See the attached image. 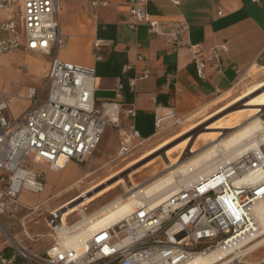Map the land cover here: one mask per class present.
I'll list each match as a JSON object with an SVG mask.
<instances>
[{"label":"built area","instance_id":"2783aa9c","mask_svg":"<svg viewBox=\"0 0 264 264\" xmlns=\"http://www.w3.org/2000/svg\"><path fill=\"white\" fill-rule=\"evenodd\" d=\"M123 1L130 28L136 30L145 22L160 32L159 21L147 14L146 0ZM106 3L90 0L93 7ZM0 10L10 13L0 23V57L16 49L51 55L40 87L28 86L16 96L0 90V215H13L28 209L19 199L22 190H43V172L34 164L43 161L59 171L70 161L82 162L96 149L107 126L119 127V155L129 151L134 139L142 138L132 122L121 124L122 116H135L134 109H122L116 101H95L91 67L59 58L66 43L59 0H0ZM179 45L176 42L174 48ZM219 49L225 50L224 44L205 55L199 45L194 46L192 58L200 77H205L206 61L218 57ZM142 76L147 77L148 71ZM120 87L118 82V92ZM14 97L29 104L18 116L9 113ZM164 110L172 111H156L157 127ZM59 157L62 164L57 163ZM259 200L264 203L263 140L257 148L249 144L244 151L229 154L209 174L167 192L157 202L138 203L131 212L94 228L89 223L97 220L98 215L92 214L101 207L91 213L80 210V218L70 225L58 207L50 210L45 222L52 242L43 252H33L6 226L0 224V230L23 264H186L195 254L246 241L257 231L251 205ZM84 227L86 236L77 247L62 242L61 233L69 235Z\"/></svg>","mask_w":264,"mask_h":264},{"label":"crops","instance_id":"0c3cea01","mask_svg":"<svg viewBox=\"0 0 264 264\" xmlns=\"http://www.w3.org/2000/svg\"><path fill=\"white\" fill-rule=\"evenodd\" d=\"M59 2L60 30L66 38L59 58L91 67L96 76L95 101H116L122 109H134L135 116H122L121 124L132 122L142 139L156 134L158 109L187 113L203 99L227 92L264 53V0H146L147 14L159 21V33L145 22L136 30L130 28L123 0H107L99 7H93L90 0ZM8 18L10 13L0 10V23ZM96 41L100 46H94ZM176 42L180 45L174 48ZM220 44L225 50L219 49L218 57L206 61L205 77H200L192 58L194 46L199 45L206 55ZM50 60L49 54L23 49L1 56L0 64L26 65L25 71L38 82L9 94L25 93L28 86L40 87ZM144 71L147 77L142 76ZM28 105L27 99L14 97L9 113L18 116ZM210 126H205L206 131L214 133ZM42 164L47 163L33 166L43 172Z\"/></svg>","mask_w":264,"mask_h":264},{"label":"rangeland","instance_id":"374dc122","mask_svg":"<svg viewBox=\"0 0 264 264\" xmlns=\"http://www.w3.org/2000/svg\"><path fill=\"white\" fill-rule=\"evenodd\" d=\"M25 61L29 64L28 60L25 59ZM18 63L0 64V90L4 89L8 93H17L21 86L38 83L25 71L26 65L21 66ZM260 86H264V53L258 58L256 65H253L248 72L240 75L233 87L227 92L217 93L203 99L187 113H178L175 110H172L171 113L168 110L162 111L164 115L157 127L156 134L148 139H134L129 151L123 155L117 153L119 127L107 126L108 128L104 129L92 154L82 162H69L67 171L64 169L53 171L48 168L49 165L42 164L43 190L39 193L22 190L19 193V199L25 206H28V209L23 208L13 215L1 214L0 224L6 226L13 234H17L19 239L33 252H43L52 242L47 235L48 228L45 222L50 210L59 207L64 201L80 194L83 190L108 182L117 175L129 173L130 181L136 184L161 172L165 169V163L161 158L163 150L162 153L158 152L159 148L167 143L171 145L178 142L182 138L181 136L186 138L187 135L185 134L187 133L185 132H189L188 130L191 128H196L199 133L206 130L204 129L206 125H211L214 135L218 136L232 130L233 126L248 123L249 119L245 120L247 110H242L244 106L235 102L244 96V101L253 97ZM185 138L179 140L174 150L168 153L172 162H176L182 155L184 145L187 142V140L184 142ZM195 138L186 149L187 151L190 148L191 150H198L209 142V137L203 134H199ZM150 157L153 159L147 164L135 167ZM134 164H136L134 166L136 169L131 171L132 168L130 167ZM128 185L129 183L126 184L123 180H119L109 184L101 191L99 190L85 207H80L65 217L67 225L80 218V210L85 208V213H91L114 198L125 194L129 188ZM20 221L24 223V228L20 225ZM1 250L5 254L11 253L12 257L6 259L0 254V264H23L20 259L14 256L13 248L8 242H5L0 230V252ZM263 259L264 243L252 252H247L242 261L256 262ZM261 262L260 264H264V261Z\"/></svg>","mask_w":264,"mask_h":264},{"label":"bare ground","instance_id":"6f19581e","mask_svg":"<svg viewBox=\"0 0 264 264\" xmlns=\"http://www.w3.org/2000/svg\"><path fill=\"white\" fill-rule=\"evenodd\" d=\"M249 90V89H248ZM250 93V91H249ZM247 97V96H246ZM245 98V96H244ZM244 98L238 99L235 103L243 105L242 110H247L245 120L249 122L236 125L223 135L215 136L214 133L208 131L197 132L196 128H192L187 132V137L181 136L184 142V151L179 156L176 162H172L167 156L169 152L174 150V144H165L158 152L162 153L161 157L165 163V169L159 173L154 174L152 177L143 182L133 184L129 179V173L126 175H117L115 178L108 182L92 187L90 190L84 192L79 197L64 203L59 206L60 214L65 219L67 215L74 212L80 207L87 205L91 198L98 193V191L106 188L109 184L116 183L123 180L124 183H129L127 192L113 199L110 204L101 207L97 212L92 214L98 215L97 220L89 223L90 228H94L99 224H106L116 220L117 218L125 215L134 208V206L143 201L157 202L167 192L178 188L179 186L189 185L205 175L209 174L216 166L223 160L227 159L229 154L234 152L244 151L250 144L252 147L257 148L259 143L264 141V86H260L258 92L253 97L244 101ZM162 115V114H161ZM240 119V117H239ZM162 120V119H161ZM158 126L160 125V122ZM199 128V127H198ZM202 128V126H201ZM206 127H204L205 129ZM198 130V129H197ZM200 131V130H199ZM203 134L209 137V142L198 150L187 151L188 146L197 135ZM196 139V138H195ZM192 147V146H191ZM157 153V151H156ZM161 154V155H162ZM160 155V154H159ZM156 156V155H155ZM153 157L146 158L140 164L131 166V171L136 169L142 164H147ZM61 157L58 158L57 163L62 164ZM69 165V164H68ZM64 166V169L68 166ZM136 168H135V167ZM125 174V173H124ZM251 211L256 221L257 228L255 232L246 237V241L238 242L230 247L215 248L206 252L205 254H195L191 256L186 264H260V261H242L247 252L250 253L264 243V203L255 201L251 205ZM90 218V217H88ZM87 218V219H88ZM79 225V224H78ZM75 225L73 227H77ZM71 227V228H73ZM86 228L75 231L72 234L61 233L62 242L67 246L77 247L79 239L86 236ZM250 251V252H249ZM245 260V259H244Z\"/></svg>","mask_w":264,"mask_h":264},{"label":"trees","instance_id":"16d2710c","mask_svg":"<svg viewBox=\"0 0 264 264\" xmlns=\"http://www.w3.org/2000/svg\"><path fill=\"white\" fill-rule=\"evenodd\" d=\"M9 251L11 252V250H9ZM0 254L2 255V256L0 255L1 257L6 258V259H10L12 257V254L11 253H6L5 254V252L3 253L2 250H1Z\"/></svg>","mask_w":264,"mask_h":264}]
</instances>
